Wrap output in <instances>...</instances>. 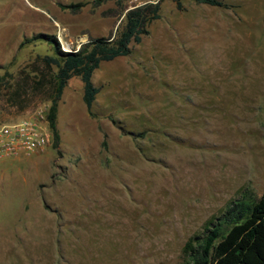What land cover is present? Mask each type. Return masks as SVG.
Masks as SVG:
<instances>
[{"label": "rangeland", "instance_id": "rangeland-1", "mask_svg": "<svg viewBox=\"0 0 264 264\" xmlns=\"http://www.w3.org/2000/svg\"><path fill=\"white\" fill-rule=\"evenodd\" d=\"M149 1L0 0V122L50 107L21 91L53 55L33 37L116 39ZM217 1L160 0L141 42L94 71L91 115L73 77L58 139L0 160V264H181L205 222L264 193V0Z\"/></svg>", "mask_w": 264, "mask_h": 264}, {"label": "trees", "instance_id": "trees-1", "mask_svg": "<svg viewBox=\"0 0 264 264\" xmlns=\"http://www.w3.org/2000/svg\"><path fill=\"white\" fill-rule=\"evenodd\" d=\"M98 2L105 0H96ZM119 3L120 0H114ZM177 9L182 0H172ZM198 4L221 6L217 0H192ZM75 5L74 7H77ZM160 0L129 9L124 15V26L116 39L97 38L81 45L78 50L61 51L56 39L47 35L33 37L53 45V55L37 57L33 77L22 81L21 91L30 87L46 92L50 107L46 114L52 140L58 139L56 130L57 102L68 81L77 77L82 83V101L88 113L98 93L92 75L101 62L127 56L131 43H140L148 34V25L159 19ZM28 41H23V46ZM14 91L15 97L19 94ZM230 202L221 214L204 223L202 235L191 236L181 251V264H264V193L251 198Z\"/></svg>", "mask_w": 264, "mask_h": 264}, {"label": "built area", "instance_id": "built-area-1", "mask_svg": "<svg viewBox=\"0 0 264 264\" xmlns=\"http://www.w3.org/2000/svg\"><path fill=\"white\" fill-rule=\"evenodd\" d=\"M46 114L39 112L33 116L25 115L16 121L0 122V160L40 152L50 145L52 137Z\"/></svg>", "mask_w": 264, "mask_h": 264}]
</instances>
